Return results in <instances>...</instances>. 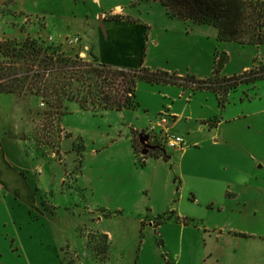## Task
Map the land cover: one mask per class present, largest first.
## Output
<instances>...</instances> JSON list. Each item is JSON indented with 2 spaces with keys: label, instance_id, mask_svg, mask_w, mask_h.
Segmentation results:
<instances>
[{
  "label": "rangeland",
  "instance_id": "obj_1",
  "mask_svg": "<svg viewBox=\"0 0 264 264\" xmlns=\"http://www.w3.org/2000/svg\"><path fill=\"white\" fill-rule=\"evenodd\" d=\"M119 3L124 5L126 13H130L133 18L138 19L135 20L137 23H134L132 19L130 20L134 28L139 27L141 24L146 25L144 22L147 21L150 23L149 30L154 32L155 36H160L158 43L155 42L157 39L152 41L149 47L150 50L148 45L145 46V50H143V46L140 48L141 51L143 50L140 61L146 63L147 67L154 71L168 72L171 75L181 72L186 79L183 86L179 84H151L144 80L138 83L136 89L140 104L138 109L142 112L144 107L149 106L152 110L151 123L149 125L156 122L163 111L157 112L158 102L164 100L162 97L163 92H161L162 88L167 87L172 94H177L179 90L182 91L184 89V86L191 89L192 80L211 77L213 68L216 66L217 55H222L220 52L222 49H225L224 51L229 54L230 58L226 65L221 68L220 74L240 75L244 73L242 69L245 65L253 66L256 62H260L250 68V70H247L248 74L243 75V77L250 78L249 76L252 73L249 72L251 70L255 72L264 64V62L260 61L264 58V46L255 47L249 44L223 42L217 38L210 39L207 36L201 37L197 34L192 36L188 35L187 32H177L169 25L172 21L166 13L165 6L156 0H102L101 3L96 0H12V3L9 4L10 11L7 10V7L4 10H7L5 13L7 19L16 20L17 18L20 22L23 20L21 26L26 32L33 24H37L36 30L34 29L33 31L32 29V32L29 33L32 39L37 40V47L43 48V53L44 48L51 45L75 57L77 55L81 56L79 54L80 47L78 43H71L70 39L75 36L80 37V35L75 34L76 29L73 24L93 30L97 24L101 25L99 16L95 18L96 13L109 12L112 6ZM0 12L2 15L3 12L1 10ZM47 20L51 23L52 29H56L55 32L57 34L63 32L69 35L61 42H55V40L48 37L47 33L45 34L46 36L40 35L42 29L47 25ZM70 24L72 25L67 26ZM119 24L116 26H121ZM6 26L5 19H0V33H4L5 30L9 34L17 33L15 28H21L19 27L20 25L14 29L4 28ZM25 40L26 38L20 39L19 42L22 43ZM123 43L125 44V41ZM126 43L127 47L132 51H137L140 47L139 42L135 38ZM14 45L9 48L13 49V52L14 49L18 51L20 46L16 44L14 47ZM81 57L89 61L95 59L90 54ZM109 57L120 63H126L124 58H115L112 54ZM9 60V57H5L0 53L1 66L8 65L7 62H10ZM237 72L239 74H236ZM199 76L203 77L200 78ZM263 79L243 81L239 83L237 90L235 88L232 89L234 95L230 98V110L225 112L226 116L222 118L227 126L232 124V128H227V134L232 135L233 140L224 145L223 148L226 152L218 154L215 160L211 162L210 159H201L196 166L185 161V177H182V184H180L179 178L175 177V184H172L170 193H167V189L160 190L151 202V205H155L153 214H155L156 224L160 222H178L177 213L173 212V206L180 203L182 211L186 214V217L181 222L188 224L183 241L177 223V228L175 225L171 226V223H166L167 225L163 230L166 234L163 238L158 235V231H154L151 227L149 230L136 234L134 229L137 226L135 214H131L128 208L124 211L119 210L118 203L128 207V203L130 205L134 200L147 201V197L143 193L142 196H137L138 199L133 195L134 197L131 199L121 202H118L117 199L110 200L108 197L106 198L101 191L102 188L99 187L98 194L91 195L93 192V181L90 180L94 179V177L96 178L92 172V165L88 168V175H83L80 180L77 177L81 165V157L78 155V151L80 147L84 146L83 140L79 137L70 138L71 134L69 131L60 127L62 123H60L59 116L53 113L50 105L44 100L46 105L42 107V110L45 113V119L35 124L36 131L40 134L39 142L46 149L49 148L47 153L49 152L50 155L57 159H63L65 154L61 144L62 140L65 139L68 143L66 148L67 150L69 148L67 151L69 155L63 184L64 190L58 196L60 199L59 204L55 205L52 208L53 212H51L55 215L43 220L34 214V219L37 223L35 232H38L34 238L35 245L39 249L45 248L49 253L57 251L59 253L58 257L60 259L64 258L68 263L71 260H83V264H92V262L93 264H109L112 256L111 238L103 227H91L100 218L106 220L103 224L104 227H109V229L116 231L119 236L126 238L122 245L128 249V255L122 259L121 264H136L135 255L137 252H142L139 259L140 263L138 262V264H166V260L170 264H179V260L181 261L180 264H209L216 260V255L212 256V252H222V250H225L227 243L228 252L233 250L231 243L227 241L229 240L228 237L224 239L221 237V242L212 239L208 230L210 227L217 226L222 230L226 229L228 233L232 231L242 234L241 237H243L242 240L244 241H239L242 244L240 249L243 250L239 254L240 256L248 260L250 258H260L259 263H264V252L257 247L258 243L255 241V238L264 237V166H259L264 162H262V159H264ZM24 91L25 94L32 93L27 87ZM191 92L193 91L191 90ZM66 103L70 107L76 108L74 106L76 103L71 101ZM68 117V122L69 124L72 123V126L78 125V127L84 129L85 133L89 134L97 131L96 134L98 135L107 134L109 131L114 133L116 132L114 124L122 123V121L125 123L124 120H121L122 115L114 113V111L96 113L81 110L70 112ZM128 119L136 121L137 117L135 114L130 113ZM46 120H48L47 123H45ZM189 127L190 125L185 124V122L180 127L182 131L186 128L188 138L195 136L198 139H204L210 133L209 128L204 129V125L200 127H197V124L194 125L192 131L195 134H192ZM161 130L162 127L158 126L156 133L159 138L161 137ZM189 130L190 132H188ZM176 131H178V128ZM136 134L138 132L133 131L134 137H132V141L134 146L136 144ZM172 135L176 134L173 133ZM257 138H261V142ZM240 143L242 147H239ZM165 149V152L171 155L179 153L176 149L166 145ZM133 150L135 162L133 166L135 168L137 166L140 169L146 167L141 165L142 162L138 156L139 150L136 147ZM210 150L216 151L215 149L212 150L210 146L204 147L201 151ZM151 151L147 161L144 162L145 164L155 157L165 158L160 153L155 156V151ZM258 158L261 162L258 161ZM226 167L228 169L223 170ZM128 169L129 165L120 168L115 165V161L112 159L102 163L100 167L94 168L96 173L98 171L102 173L103 182L127 179ZM238 169L239 209L235 210L233 205L238 202L234 200V196L230 192L236 191V186L228 184V180L231 181V178L237 175ZM215 176L219 178L212 179ZM88 192L89 199H87ZM37 193L39 192L37 191ZM100 193L101 196L98 197ZM178 193L179 196H177ZM183 193L187 195L188 199L185 198L182 202L181 196H183ZM193 196L197 198L195 201H193ZM214 199L216 201L220 200L222 205L211 204ZM138 204L141 206L140 202ZM130 206L132 207V205ZM147 209L139 214L143 219L147 218V215L152 212L150 206ZM7 215L6 207L0 206V217H6ZM90 216L93 218L91 221L89 219ZM143 222L145 224V221ZM249 245L252 246L248 248ZM27 247L28 249L34 248L33 245L32 247L29 245ZM182 247L183 255H180L181 257L177 261L174 254L180 251ZM236 248L238 249L237 246ZM140 249H143V251ZM14 252L17 256H15ZM232 255L235 254L228 253L227 255L225 253L221 255V258H219L220 263L227 264V261L234 260ZM13 256L16 258L15 260H19L18 258L23 260L27 258V253L20 254L17 247L15 250L10 237H0V260L13 264ZM21 264H24V262Z\"/></svg>",
  "mask_w": 264,
  "mask_h": 264
},
{
  "label": "crops",
  "instance_id": "obj_2",
  "mask_svg": "<svg viewBox=\"0 0 264 264\" xmlns=\"http://www.w3.org/2000/svg\"><path fill=\"white\" fill-rule=\"evenodd\" d=\"M96 1L100 3L102 2V0ZM10 3H12V0H0V10L3 12L2 15L0 14V19H5L7 26L4 28L14 29L19 25L21 28H15L17 33L13 32L12 34H9L6 33V30L4 33H0V42H5L9 39L20 41V39H25L31 36L29 32H32V29L33 31L34 29L36 30L35 27L37 24H33V26L29 28L28 32H26L21 26L23 20L20 22L17 18L16 20H9L6 18L5 13L7 10L10 11ZM5 7H7V10H4ZM166 13L172 21L169 25L172 26L177 32H187L188 35L192 36H195L196 34L201 37L207 36L210 39L217 38L219 41L223 42H231L242 45L249 44L255 47L264 46V44L257 45L221 40L219 39L218 29L213 25L197 23L191 19L173 17L169 15L167 9ZM97 16L100 18L101 25L97 24L93 30L73 24V27L76 29L75 34L80 35V41L78 43L80 47L79 54L80 52L86 50L87 54L97 57L100 62L116 65L118 67H147L146 63H142L140 61L142 51L145 50V46L147 45L149 48L154 39H157L158 41L156 40L155 42L158 43L160 38V36H155L154 32L149 30L150 23L145 21L144 23H146V25L141 24L139 27L137 26V28H134L133 25H131L130 20L132 19L134 23H137L135 20L138 19L133 18L130 13H126L124 5L120 3L112 6L109 12H103L101 14L96 13L95 18H97ZM118 23H120L119 25L121 26H116ZM71 25L72 24L67 26ZM55 30L56 29H52L51 23L47 20V25L42 29L40 35L43 36L47 33L48 37L52 40H55V42H61L67 35H69L63 32L57 34ZM133 38H135L140 45L137 51H132L127 47L126 42L132 41ZM123 41H125V44ZM142 46L143 50L141 51L140 48ZM224 50L225 49H222L220 52L221 54H227L229 61V54ZM111 54L115 58H124L126 63H120L114 59H111L109 57ZM260 61L264 62V58ZM257 63L260 62H256L253 66H255ZM253 66L245 65L242 70L245 72L250 70V68ZM224 74L227 76L232 75L226 73ZM224 74L221 75L225 76ZM236 74L239 73L237 72ZM176 75L185 77L181 72ZM145 82L163 85L174 84L166 82ZM193 84L191 89L187 88V86H184V89L182 91L179 90L177 94H172L167 87L162 88L161 92H163L162 97L164 100L158 102L157 112L162 110L169 112V119L168 123L166 124L168 133L171 135L174 133L176 135L183 136L184 144L181 148L176 149V151H179L177 155H171L166 152L167 158H152L149 163H146L147 165L145 164L146 167H143L142 169L138 168L136 165V168L133 166V163H135L133 149H135L136 144L134 146L132 137H134L133 131L140 132L145 130L149 123H151V107H144L142 112L138 109L140 104L132 109L103 111L102 113L114 111V113L122 115L121 120H124L125 122L123 123L122 121V123L120 122L114 124L116 132L111 133L109 131L104 135L102 133H100L102 135L96 134L97 131L91 134L85 133L82 127L80 128L78 125L72 126V123L69 124L68 114L70 112H78L81 110L94 112L92 110L81 109L78 103L74 101L72 102L76 103L74 105L76 108H72L69 106V104L65 103V110L63 111L64 113L62 115H60L58 112H54L57 116H59L60 123H62L60 127L65 128L71 134L70 138L79 137L83 140L84 146L80 147L78 151V155L81 157V165L77 177L80 180L83 175H88V168H90L92 165V172L96 178L94 177V179L91 178L92 180H90L93 181V192L91 195L98 194L99 187L102 188L101 191L106 198L108 197L110 200L117 199L118 202L127 201L134 196L136 199H138L137 196H142V193L147 197V201L134 200L132 203H130L132 207L129 205V203L128 207L118 203L119 210L124 211L127 210L126 208H128L130 209L131 214H135V219H137V226L134 228L136 234H140V232L149 230L151 227L154 229V231H158V235L162 236L163 238L166 234L163 231L166 225L171 223V226H176L177 223L179 226L178 230L183 241L184 233L188 224L181 222L182 219L186 217V214L182 211L180 203L173 206V212L177 213L176 218L178 222H166L167 224L165 222H160L156 224L155 214H153L155 212V205H151V202L160 190L162 191L167 189V193H170L172 184H175V177H178L180 184H182V177H185L184 164L186 162L196 166L198 163H200L201 159H210V162L214 161L218 154L226 152V150L223 148L224 145L230 143L233 140L232 135L227 134V128H232V124L227 126L226 122L222 119L226 116L225 112L230 110V98L234 95L232 92L233 90L227 94L225 104L221 105L219 101V94L216 91L211 89L197 88L195 84ZM179 85L183 86L184 84ZM191 90L193 92H191ZM24 92L25 91L20 93L18 91H7L0 89V206H5L6 210L8 211V215L6 217H0V237H10L15 250L17 247L20 254L24 252L27 253V258L23 259L25 261L21 260V258H18L19 260H15L16 258L13 256V264L18 262H20L18 264L23 262L24 264H83V260H71V262L68 263L64 258L60 259L58 257L59 253L57 251L54 253H49L45 250V248L39 249L35 245L34 238L38 232H35L37 223L34 219V214L38 215L37 217L43 220L55 215L51 212H53L52 208L59 204L58 202L60 199L58 196H60L64 190L63 184L66 177V168L69 155V152L67 151L69 148L67 150V140L63 139L61 144L65 154L63 159H57L50 155L49 152L47 153L49 148L46 149L44 145L39 142L40 134L37 133L35 125L38 121L45 119V113L42 110L43 106L41 105V102L45 99L36 93L25 94ZM263 111L264 110H262V112ZM130 113L136 115V121L128 119ZM47 121L48 120H46L45 123H47ZM184 122L185 124L190 125L189 128L192 134H195L192 129L196 124L197 127L204 125V129L209 128L210 133H208V136L204 137V139H198L195 136L188 138L186 128L183 129V131L180 129ZM177 128L178 131L175 132ZM164 129L166 132V128ZM190 130L188 132H190ZM257 139L261 142V138ZM206 146H210L212 150L215 149L216 151H201ZM239 147H242L241 143L239 144ZM111 159L114 160L115 165L120 168L129 165L127 179L124 178L122 181L111 180L112 182H103V177L101 175L102 173L99 171L96 173L94 168L97 166L100 167L102 163L108 162V160ZM258 161L261 162L259 158ZM263 161L264 159H262V162ZM259 166H264V162ZM227 169L228 168L226 167L223 170ZM236 173L237 175L234 176V178H231V181L228 180V184L236 186V191L230 192L234 196V200L238 202L237 204L233 205L235 210L239 209V169ZM217 178L219 177L215 176L212 179L215 180ZM177 190L179 191L178 187ZM37 191L40 194L37 193ZM100 196L101 193L98 197ZM177 196H179V193ZM89 197L90 196L88 192L87 199H89ZM185 198L188 199L187 195L183 193V196H181V201L183 202ZM196 199V196H193V201ZM139 202L141 203V206H139ZM212 202L213 203L211 204L217 206L221 204L220 200L216 201V199H214ZM145 205L147 206L144 207ZM148 206H150V210L152 212L150 213L149 211L150 215H147V218L143 219L139 214L146 211ZM89 219L90 221L93 220L91 216ZM143 221H145V224H143ZM105 222V219L99 218L91 227H103L105 232L109 234L112 241V256L109 260V264H121L122 259L128 255V249L122 245L126 241V238L119 236L116 231L109 229V227H104L103 224ZM208 231L211 233L212 239H216L219 242H221V237H223V239L228 237L229 240L227 241H229L233 247V250L228 252L227 243L225 250H222V252H212V256L216 255V260L209 264H222L220 263L219 258H221L220 256L225 253L227 255L228 253L235 254L232 255L234 260L227 261V264H261L259 263L260 258H250L248 260L239 255L241 251H243L240 249L242 244L239 242L243 239V237H241L242 234L232 231H229L228 233L226 229L222 230L217 226L210 227ZM31 239L32 241H30ZM255 241L258 243L257 247H259L264 252V237L255 238ZM28 245L30 247L33 245L34 248L28 249ZM251 246L252 245H249L248 248ZM140 250L143 251V249ZM141 254L142 252L136 253V264H138V262L140 263L139 259ZM209 254H211V252H209ZM180 255H183V247L180 251L174 254V257L177 258V261L180 259ZM15 256H17L16 253ZM256 260L257 262H255ZM180 262L181 261L179 260V264ZM0 264L9 263L7 261L2 262V260H0ZM166 264L170 263L166 260Z\"/></svg>",
  "mask_w": 264,
  "mask_h": 264
},
{
  "label": "trees",
  "instance_id": "obj_3",
  "mask_svg": "<svg viewBox=\"0 0 264 264\" xmlns=\"http://www.w3.org/2000/svg\"><path fill=\"white\" fill-rule=\"evenodd\" d=\"M157 1L173 17L213 25L218 29L221 40L264 44V0ZM14 44L20 46L18 51L14 49L13 52L9 48ZM0 53L10 59L8 65L0 64V89L22 93L27 87L32 93L42 96L53 113L60 115L64 113L67 101H74L81 109L96 113L132 109L139 104L136 89L140 81L184 84L186 80L185 77L145 66L129 69L102 63L97 57L93 61L79 55L73 57L51 45L46 46L43 53V48L37 47V40L30 36L22 43L10 39L0 42ZM227 61V54L218 56L211 77L192 80L197 88L216 91L221 105L239 83L264 78V64L255 72L251 70L250 78L243 77L247 71L240 75L222 76L220 71ZM136 143H139V132ZM159 153L167 158L163 144L157 145L154 155Z\"/></svg>",
  "mask_w": 264,
  "mask_h": 264
},
{
  "label": "built area",
  "instance_id": "obj_4",
  "mask_svg": "<svg viewBox=\"0 0 264 264\" xmlns=\"http://www.w3.org/2000/svg\"><path fill=\"white\" fill-rule=\"evenodd\" d=\"M70 41H71V43H79L80 37L75 36L74 38L70 39ZM80 55L81 56H87L86 50L82 51L80 53ZM82 58H84V57H82ZM41 105L45 106L46 102L43 100L41 102ZM168 119H169V112L166 110L162 111L160 113V116L156 120V122L149 125L145 130H142L139 132V145H137V143H136V148L139 150L138 156H139V159L142 163L147 161L149 153L152 152L151 150L155 151L158 144H163L164 149H165V145L172 147L174 149H178V148H181L183 146V144H184L183 136L171 135L168 133V130L166 127V124L168 123ZM158 126L162 127V131H161L162 134H161L160 138L158 137V135L156 133ZM164 128H166V130H167L166 132H165ZM140 135L148 136V139L143 143L140 140ZM146 145H148L149 147H147ZM145 149H147V151H145Z\"/></svg>",
  "mask_w": 264,
  "mask_h": 264
},
{
  "label": "water",
  "instance_id": "obj_5",
  "mask_svg": "<svg viewBox=\"0 0 264 264\" xmlns=\"http://www.w3.org/2000/svg\"><path fill=\"white\" fill-rule=\"evenodd\" d=\"M148 139V136H143L140 135V140L144 143L146 140ZM147 147H149L148 145H146ZM145 151H147V149H145Z\"/></svg>",
  "mask_w": 264,
  "mask_h": 264
}]
</instances>
